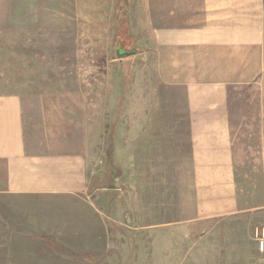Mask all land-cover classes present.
Wrapping results in <instances>:
<instances>
[{
	"label": "crops",
	"instance_id": "1",
	"mask_svg": "<svg viewBox=\"0 0 264 264\" xmlns=\"http://www.w3.org/2000/svg\"><path fill=\"white\" fill-rule=\"evenodd\" d=\"M134 1L139 3L132 4ZM125 2L122 14L135 47L147 55L142 58L148 70L136 72L133 78L139 81L147 73L150 87L157 90L156 111L163 114L161 108L167 106V116L137 119L121 127L127 130L120 140L124 153L129 158L135 152L139 154L140 170L146 176V155L156 156V171L152 173L158 175L157 160L163 151L168 153L165 157L170 158L175 173L190 174L192 193L185 210L189 220L205 221L239 211L227 97L230 86L238 82L230 74L245 69L243 61L239 66L235 61L245 55L240 48L259 46L264 37L263 0ZM155 14L159 15L158 26L153 24L156 19H151ZM132 15L150 18L134 24ZM153 47L160 50L153 52ZM61 99L0 93V196L4 195L5 202L15 210L1 212L0 220L16 224L0 232L21 240H1L0 252L14 253L8 260L18 264H75L79 255L85 264L93 260L89 246L96 240L104 242V251L112 245L117 248L115 264H170V244L162 230L154 228L156 222L150 216L143 222L138 218L128 220L143 228V233L131 238L130 242H135L132 248L131 243L123 249L115 239L110 242L113 221H119L111 209L106 210L109 220H105L101 189L87 188L90 180H99L102 173L110 180L107 191L118 189L113 186L118 166L111 131L104 130L106 140L98 142L97 129L89 123L82 126L75 118L77 99L76 104ZM102 110L104 113L105 106ZM90 196L94 205L86 200ZM24 201L28 204L23 205ZM149 208L148 203L146 210ZM182 213L173 221L183 222ZM25 222L29 225L24 227ZM111 260L106 255L97 262L113 264Z\"/></svg>",
	"mask_w": 264,
	"mask_h": 264
},
{
	"label": "rangeland",
	"instance_id": "2",
	"mask_svg": "<svg viewBox=\"0 0 264 264\" xmlns=\"http://www.w3.org/2000/svg\"><path fill=\"white\" fill-rule=\"evenodd\" d=\"M262 5L264 36V0ZM124 8L125 0H0V93L29 98L61 96L62 101L71 100L72 104L77 99L79 108L75 118L80 119L82 126L89 123L97 129L98 142L106 140L104 130L111 131L115 166H118L117 175L113 176L117 186H113L118 189L107 191L109 188L105 186L110 180L103 178L102 173L99 180L91 179L87 188L101 189L105 220H109L106 210L111 209L119 221H113L111 243L115 239L118 247H128L134 234L143 233L141 226L129 224L128 220L138 218L143 222L144 217L150 216L156 222L154 228L162 230L170 244V264H264V253L258 251L253 234L254 227L264 225V37L259 46L240 48L245 55L243 60L239 56L235 61L238 66L243 61L245 69L230 74L238 81L230 86L227 98L239 211L193 221L185 213L192 193L190 174L175 173L170 158L165 157L168 153L163 151L157 160L158 175L152 173L156 171V156L146 155V176L140 170L139 154L135 152L129 158L121 145V133H127L121 127H128L137 119L167 116V106L161 108L163 114L156 111L157 90L150 87L147 73L139 81L133 78L136 72L148 70L142 58L147 55L135 47L129 25L132 38L129 46L123 48L114 42L120 30L119 14L128 24L122 14ZM132 16L134 24L150 18ZM158 17L151 16L156 19L155 26L159 25ZM117 43L127 51L130 47L136 49L118 57L114 54ZM150 50L158 51L160 47ZM90 99H93V116ZM177 161L181 163L180 158ZM92 197L86 200L94 205ZM5 201L4 195L0 196V213L15 211ZM148 203L150 208L146 210ZM24 204L28 203L24 201ZM80 204L83 205L82 201ZM179 213H185L183 222H174ZM12 221L16 223L15 219ZM161 221L173 222L159 224ZM1 224L0 231L16 225L11 226L10 220H0ZM25 225L29 224L25 222L22 226ZM5 239L21 242L0 232V244ZM103 243L94 240L89 246L93 260L85 264H98V259L106 255L112 257L113 264L117 262L113 257L117 248L112 245L104 251ZM12 254L0 252V264H18L8 260ZM83 260L81 255L76 256L75 264H83Z\"/></svg>",
	"mask_w": 264,
	"mask_h": 264
},
{
	"label": "trees",
	"instance_id": "3",
	"mask_svg": "<svg viewBox=\"0 0 264 264\" xmlns=\"http://www.w3.org/2000/svg\"><path fill=\"white\" fill-rule=\"evenodd\" d=\"M118 22H119L118 24H119V29L120 30L117 33L114 42H118L119 44H121L123 46V48H125V47L129 46L132 38L130 36V32H129V29H128V24H126L124 19L122 20V17L120 16V14H119Z\"/></svg>",
	"mask_w": 264,
	"mask_h": 264
},
{
	"label": "built area",
	"instance_id": "4",
	"mask_svg": "<svg viewBox=\"0 0 264 264\" xmlns=\"http://www.w3.org/2000/svg\"><path fill=\"white\" fill-rule=\"evenodd\" d=\"M253 234L258 251L264 253V225L254 227Z\"/></svg>",
	"mask_w": 264,
	"mask_h": 264
},
{
	"label": "water",
	"instance_id": "5",
	"mask_svg": "<svg viewBox=\"0 0 264 264\" xmlns=\"http://www.w3.org/2000/svg\"><path fill=\"white\" fill-rule=\"evenodd\" d=\"M118 47H121V46L118 44ZM118 47L116 48L115 53H114L118 57H123L125 55H128L129 53H131L133 50L136 49L135 47H130V49L127 51V50L123 49L122 47H121L122 49L120 50V48H118ZM114 185L117 186L116 181H115Z\"/></svg>",
	"mask_w": 264,
	"mask_h": 264
},
{
	"label": "flooded vegetation",
	"instance_id": "6",
	"mask_svg": "<svg viewBox=\"0 0 264 264\" xmlns=\"http://www.w3.org/2000/svg\"><path fill=\"white\" fill-rule=\"evenodd\" d=\"M121 48V47H120Z\"/></svg>",
	"mask_w": 264,
	"mask_h": 264
}]
</instances>
